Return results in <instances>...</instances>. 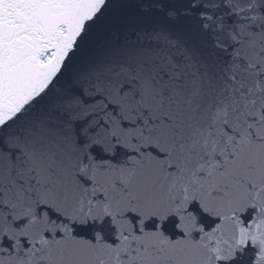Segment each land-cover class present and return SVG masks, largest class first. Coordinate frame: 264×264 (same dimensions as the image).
Segmentation results:
<instances>
[{
    "label": "snow or ice",
    "instance_id": "6c2138e0",
    "mask_svg": "<svg viewBox=\"0 0 264 264\" xmlns=\"http://www.w3.org/2000/svg\"><path fill=\"white\" fill-rule=\"evenodd\" d=\"M0 264H264V0H0Z\"/></svg>",
    "mask_w": 264,
    "mask_h": 264
}]
</instances>
